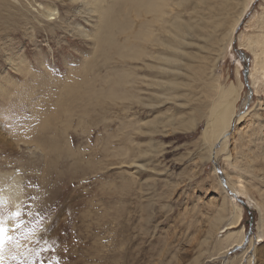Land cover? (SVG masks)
Listing matches in <instances>:
<instances>
[{
  "label": "rangeland",
  "instance_id": "1",
  "mask_svg": "<svg viewBox=\"0 0 264 264\" xmlns=\"http://www.w3.org/2000/svg\"><path fill=\"white\" fill-rule=\"evenodd\" d=\"M251 1L171 0L167 33L142 19L168 47L142 43L144 60L115 52L106 60L98 15L82 0H0V175L3 189L20 196L18 209L0 198V221L20 245L6 243L5 264H230L250 240L239 264H260L264 70L257 94L248 79L255 46L246 45L264 36V0L247 10ZM43 6L56 9L53 20ZM113 72L133 80L115 88V100L106 95ZM91 80L103 92L98 104L83 90V100L58 109L68 85ZM241 82L239 121L216 156L204 136L208 115L222 88ZM47 118L53 124L43 128ZM240 180L243 198L234 194ZM233 204L243 209L242 226L225 233ZM29 228L35 237L25 236ZM242 228V246L224 253L227 236Z\"/></svg>",
  "mask_w": 264,
  "mask_h": 264
},
{
  "label": "bare ground",
  "instance_id": "2",
  "mask_svg": "<svg viewBox=\"0 0 264 264\" xmlns=\"http://www.w3.org/2000/svg\"><path fill=\"white\" fill-rule=\"evenodd\" d=\"M70 2H72V4L73 3L76 4L77 0H70ZM82 2L90 13H95L98 15L99 25L95 37L96 40L98 41L97 42L98 52H100L101 55L105 57L106 60H110L112 58V52H115V54L118 55L123 60L126 59L141 60V58L142 60H144L143 57L144 55H146L145 52L146 50L142 47L144 45L142 46L140 45L142 43L143 44L149 43L151 45H155L156 47L158 46L160 48L162 47L165 48L169 46L166 42L158 41L155 39V31L151 29V25L153 26L155 23L161 22V28L167 33V25H166L167 23L165 18L167 15V8L170 6L171 0H113L114 2L113 5L105 9L103 8V4L105 3V0H82ZM254 2L255 0H252L250 2V4L247 7V10L251 7V5ZM245 14L246 12L241 16L237 25H240ZM54 15H56V9H53L51 6L44 7L43 16L47 19L48 22L54 19L53 18ZM149 16L152 17L154 24L151 22L148 23L142 22L143 18ZM136 19H139L141 21L138 23ZM263 28H264V22H263ZM176 29L178 32L177 34L178 37L180 33H182L183 23L179 22L176 25ZM117 34H122L123 36H126V40H124L122 44L118 42L119 39L117 37ZM248 41H249L248 45L246 46H248L250 49L253 46H255L252 48L255 57L254 66L252 68V72L251 71L249 72L248 79L250 80L251 87L254 88L256 90V93L258 94L259 92L258 71H260L261 73V69L264 70V36L263 37L251 36L248 38ZM166 53L167 50H163V52L160 53L162 54V57L159 58V60L164 63L162 64L163 66L164 65L167 66L170 63L169 59H166ZM89 67L90 66H88V69ZM111 74L112 77L110 78L108 77L109 78L108 83H110L111 85L108 88V90H106V95L109 99L115 100L118 98L115 88L123 87V85L128 84L133 80H131L132 75L128 73L113 72ZM84 83L87 87L82 86ZM84 83L80 85L79 82H73L71 85H68V87L66 88V94H65L66 97L59 98L57 102L58 109L60 111H62L61 109H63V107L67 105L71 107L76 102V100H80V99L83 100L84 97L83 90L87 92L86 94L88 93L91 94L90 96H92L93 94L96 95L95 99L94 97L93 98L90 97L88 99V95H87L85 99H87L89 103L92 102H94L95 104L99 103V101H97L96 99L97 97L102 96L103 92L101 90L100 91L95 90L92 80L91 83L88 81L87 82L84 81ZM242 90H243L242 82L240 83L239 86H237L235 83H232L226 86L225 88H222V92L219 100L215 102L214 106L211 109L210 114L208 115L204 136L206 137V139L212 140L211 154L213 153L217 156V153L219 155L220 153L226 151L229 141L227 134L231 131V129L234 128V125L238 120L237 119L238 115L236 112V104L238 101H241V97L243 94ZM59 110L58 113L60 112ZM67 111L69 112L70 109H68ZM55 117L57 118L58 115H55ZM46 121L45 124L43 125V128H46L51 124H53V121H51L50 118H47ZM0 137H1L0 139L5 141L4 137H2L1 135ZM21 140L22 139H19V141ZM55 145L57 146L58 143ZM229 158H230L229 155L226 156V160H228ZM134 166L143 168L142 165H138V164ZM4 178L5 177L3 175H0V198L3 199L6 198L5 200L13 201L14 207L18 209L19 201H20L18 199L20 198V196L18 195V193L15 192L17 188L12 187L9 184L6 185V187L3 189L5 182ZM231 185H235V184H233L231 181ZM234 188L237 189L236 191H234V194L239 198H243V196L247 194L245 190V186L241 180L236 183ZM15 197H18V199L16 200ZM233 199L234 198H232V200ZM250 203H252L251 200ZM233 205H234V213H233L234 221H232L229 224V227H225L223 229L225 233L228 232L229 230H233L242 226L243 209L239 208L236 204ZM7 223H9V221ZM10 228L7 229V233H6L7 236H10L11 234ZM245 235L246 232L244 231V228H242L240 232L237 231L231 232L227 236L228 240L231 241V243L228 244V248L224 253H227L228 251L231 250L234 252L235 250H237L239 246H242L245 240ZM261 236L262 239L260 240V243L264 244V239H263L264 235L262 234ZM7 242L8 240L4 241L3 251L5 249V245ZM251 247H252V240H250V245L248 248H246V250H249ZM246 250H244L241 259H235L230 264H239L243 261V258L248 257V255L246 256L247 253ZM256 255L259 256L260 264L262 263L264 264V250L259 247L257 249ZM247 260H248V264H251L252 258L249 257ZM5 262L6 261L3 260V264H5Z\"/></svg>",
  "mask_w": 264,
  "mask_h": 264
},
{
  "label": "snow or ice",
  "instance_id": "3",
  "mask_svg": "<svg viewBox=\"0 0 264 264\" xmlns=\"http://www.w3.org/2000/svg\"><path fill=\"white\" fill-rule=\"evenodd\" d=\"M15 215H16L17 217H19V216H20V212L17 211V212L15 213ZM37 215H38V214H37ZM18 226H19V225H18ZM6 233H7V229L3 227V222L0 221V264H3V260H4V257H3V246H4V241H5V240H8V241L16 242L14 237L7 236ZM35 235H36V231H35V229H33V228H29V229L27 230V232L25 233V236H26L27 238H33V237H35ZM45 243H47V242H45ZM16 246H17V247L20 246L18 242H16ZM13 258L15 259V257H13ZM56 264H59V261H57Z\"/></svg>",
  "mask_w": 264,
  "mask_h": 264
}]
</instances>
